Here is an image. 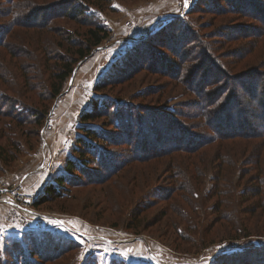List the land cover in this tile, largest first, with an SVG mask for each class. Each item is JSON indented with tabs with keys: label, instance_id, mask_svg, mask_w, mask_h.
Instances as JSON below:
<instances>
[{
	"label": "rangeland",
	"instance_id": "obj_1",
	"mask_svg": "<svg viewBox=\"0 0 264 264\" xmlns=\"http://www.w3.org/2000/svg\"><path fill=\"white\" fill-rule=\"evenodd\" d=\"M54 4L55 1L51 0H26L20 10L23 14L48 13ZM229 4L228 0H111L108 6L92 10L94 19L109 30V36L76 64L62 92L49 101L50 108L42 126L35 129L34 124L26 122L24 127L7 131L9 118L0 117V158L3 165L0 166V259L3 264H212L217 255L239 251L248 254L247 260L240 264H264V219L253 218L249 225L252 233L248 236L226 238V228L220 224L210 236H206L205 243L200 242L193 224L184 223L169 209L166 200L158 196L161 187L169 186L166 180L169 174L158 171V160L146 164L134 160L116 174L109 173L108 168H101L107 164L111 153L118 151L119 157L123 158L121 154L129 149L127 145L115 144L121 141L120 137L131 140L130 136H125L128 132L120 128V120L118 124L106 126V121L110 123L112 117L108 113L107 119L105 116L87 122L81 119L84 112L93 110L97 103L104 106L108 103L113 111L121 112L123 109L121 118L127 122L130 119L132 122L158 123V116L155 118L147 110L154 112L153 115L165 110L171 115L179 111L188 113V107L179 108L177 103L189 100L185 90L191 76L185 78L184 75V80L175 81L181 62L171 52L183 59L193 55L194 44L185 45L191 39V29L194 38L211 44L209 53L224 67L227 58L223 55H228L230 48L237 50L244 44L247 41L242 38L247 36L245 34L259 29L256 14L245 9L249 17L244 18L235 14ZM15 5L19 6L18 3ZM8 9L6 0H0V31L4 27L2 21L11 20L6 14ZM66 22L70 23L65 18L51 21L56 34L64 33ZM242 28L250 31L241 30L244 34L240 35L243 36L229 42L228 39L239 32L236 30ZM18 29L29 39H33L36 32L23 27ZM165 31H168V36L164 39L171 40L172 45L162 47L158 43H163L164 39H158ZM45 34L47 36L42 37L41 43L48 45L50 50L52 40L58 39V35L48 31ZM19 37L15 35L11 42L15 52L2 49L6 57L0 55V69L7 74L10 71L15 79H11L9 90L5 87L0 89L6 93L0 96V105L10 106L11 96H21L10 90L13 83H20L21 76L15 67L18 61L23 63V71L27 68L33 74L35 79L29 82L46 92L44 81L51 73L48 63L44 70L38 72L36 55H41V52L31 46V42L25 44L28 47L26 52L20 50L24 35L22 39ZM150 38L155 43L149 42ZM18 50L22 51V57ZM223 51L227 53L223 54ZM209 53L206 52V58L198 66L206 63L211 57ZM205 67L208 72L209 67ZM35 91L37 96L34 91L31 94L37 102L42 96L38 94H41L40 90ZM159 94L162 97L160 102ZM129 115H134L133 120L128 118ZM85 125L113 135L116 142L92 139L83 129ZM11 132L14 141L17 139L19 142V151L3 136H11ZM135 133L141 134L142 131L137 129ZM81 137L92 144L89 145L91 148L78 142ZM129 139L124 138L125 141ZM79 147L88 155L80 158ZM89 153L96 158L92 160ZM72 158L77 162L86 159L80 162L81 171L66 169ZM132 166L152 171V174L149 178L137 176L132 179L136 172L130 169ZM64 174L75 178L64 184L66 190L63 195L34 206V200L46 185ZM95 174L100 177L108 174L105 176L107 180L98 183L100 180ZM168 195L167 198L171 193ZM182 206L187 214L192 213ZM163 209H167V223L160 216ZM136 211H141L139 218L131 214ZM199 211L202 218L205 213H211V208ZM189 217L198 220L193 213ZM208 218L212 220L213 215ZM128 223H143L145 229L136 234L135 229L126 227ZM147 225L150 227L146 228ZM58 243L62 244V249L56 246Z\"/></svg>",
	"mask_w": 264,
	"mask_h": 264
},
{
	"label": "trees",
	"instance_id": "obj_2",
	"mask_svg": "<svg viewBox=\"0 0 264 264\" xmlns=\"http://www.w3.org/2000/svg\"><path fill=\"white\" fill-rule=\"evenodd\" d=\"M25 1L6 0L9 6L6 14L11 17V20L2 21L4 27H1L0 31V55L3 58L6 57L2 49L15 52L11 45L14 36L20 35L19 38L22 39L24 35L19 49L26 52L25 48L28 47L25 44L31 42L29 44L34 45L41 52V55H36L39 66L37 71L44 70L48 63L47 66L51 73L44 81L46 84L43 87L46 91L44 92L42 88L36 89L34 84L29 82L35 79L32 77L33 74L29 73L27 68L23 71V63L18 61L15 67L18 68L16 70L21 76L20 83H13L10 90L21 96H11L10 106L5 103L0 105V117L9 118L11 122L7 123L9 124L6 127L7 131H14L15 127H24L26 122L34 124L35 129L42 126L50 108L49 101L62 92L64 83L73 73L76 64L100 45L110 33L105 26L100 25L94 19L92 10L96 7L108 6L111 0H51L55 1V4L52 7L53 10L48 13L41 11L23 14L20 8ZM228 3L231 5L230 9L233 7L235 14L244 18L249 17L245 9L256 14V26L259 29L250 31L242 28L236 30L239 31L236 35L232 34L235 36L229 38V42L242 37L243 35L240 34H244L245 31H250L249 34H245L247 36L242 37L247 40L244 44L238 46L237 50L230 48L228 55H223L227 58L224 67L214 55L209 53L211 44L194 38L191 35L194 33L190 29L191 39L186 41L185 45L194 44L191 51L193 55L188 59H183L171 52L174 58L181 62L178 67L179 74L174 76L175 81L181 82L187 75L191 76L185 90L189 100L187 103H177L179 108L188 107L190 109L188 113H179V111L171 115L167 110L161 109L163 112L158 111L153 115L154 112L147 110V113H151L155 118L158 116V123L134 121V115L128 116L133 122L130 119L127 122L121 118L123 109H120L121 112L113 111L110 104L106 103L107 106H104L97 103L93 110L85 111L81 117L82 121L87 122L103 116L107 119V113L111 114L110 123L106 121V126L118 124L120 120V128L128 132L125 136H130L131 140L124 137L129 139L125 141L123 137H120L121 141L116 142L112 139L113 135L101 129L88 125L83 126L92 139L109 140L110 143L116 142L118 146L127 145L129 148L121 154L123 158L119 157L118 151L111 153L107 164L102 165L101 168H108V172L116 174L134 160L141 161L143 164L158 160V171L169 174L166 180L170 186L161 187L158 190V196L166 200L169 209L178 214L184 223L193 224V230L199 233L198 238L202 243H205L206 236H210L217 225L224 226L226 238L233 239L252 233L249 225L253 218L264 219V0H228ZM61 18H65L70 23L66 22L67 24L63 26L64 33L56 34L55 26L51 21ZM75 23L82 29H78ZM21 27L25 30L36 31L33 39H29L26 33L21 35L18 29ZM241 30L244 32L242 33ZM47 31L58 35V39L52 40L53 46L50 50H48V45L41 43L42 37L47 36L45 34ZM164 36H168V31L161 33L158 40L162 41ZM151 38L149 42L155 43ZM170 42L171 40L168 42L164 39L163 43H158V45L170 46L172 45ZM40 44L42 46L39 47ZM20 50L18 52L22 57L23 53ZM206 52L211 57L207 58L204 65L198 66V63L206 58ZM254 52L255 57H253ZM225 53L227 51H223V54ZM52 60L54 61L49 63ZM205 66L209 67L208 72ZM233 69L236 71H232ZM11 79L15 80L10 71L7 74L5 70L0 69V89L5 87L9 90ZM35 90H40L41 94H38L42 96L37 102L31 94L34 91L37 96ZM3 94L4 92L0 90V96ZM160 94L158 102L162 100ZM23 95H25L24 99ZM136 114L140 116L139 113ZM119 125L116 128H119ZM137 129L142 133H135ZM12 134L13 132L11 136L9 134L3 136L13 142V146L16 145L18 149L19 142L17 139L14 141ZM78 142L88 147L92 145L83 137L79 138ZM4 152L9 153L8 150ZM86 152L79 147L80 158H83ZM89 156H92V160L96 158L93 154ZM83 160L86 161V159H81L80 162ZM80 162L72 158L68 161L66 169L70 172L75 170L79 172L82 168ZM1 163L2 158H0L2 167ZM130 169L136 171L132 179L137 176L138 178H149L152 174V171H145L137 166H132ZM67 174L59 175L55 182L48 183L42 194L34 200L33 205L40 206L61 197L66 190L64 184L70 183L75 178L74 176L68 177ZM95 176L100 180L98 183L107 180L105 176L100 177L99 174ZM144 184L146 185L147 182L144 181ZM169 193L171 195L167 198ZM212 199L214 201L208 203ZM171 204L176 208H173ZM182 205L190 210L198 220L190 218L189 215L192 213L187 214L186 210L182 209ZM206 207L211 208V213L207 215L205 213L201 218L199 209L203 210ZM166 210L163 209L160 216L167 223L169 219L166 218ZM136 212L131 214L139 218L141 211ZM208 215L210 217L213 215V219L210 220ZM173 224L176 225V223ZM126 227L135 229L136 234L142 232L140 229H145L143 223H128ZM149 227L150 225H147L146 228ZM58 244L56 246L62 249V244ZM250 254H256V252ZM246 257L248 254L244 251L221 254L216 256L212 264H240L247 260ZM3 262L0 259V264Z\"/></svg>",
	"mask_w": 264,
	"mask_h": 264
},
{
	"label": "snow or ice",
	"instance_id": "obj_3",
	"mask_svg": "<svg viewBox=\"0 0 264 264\" xmlns=\"http://www.w3.org/2000/svg\"><path fill=\"white\" fill-rule=\"evenodd\" d=\"M185 2H186V0H185Z\"/></svg>",
	"mask_w": 264,
	"mask_h": 264
}]
</instances>
